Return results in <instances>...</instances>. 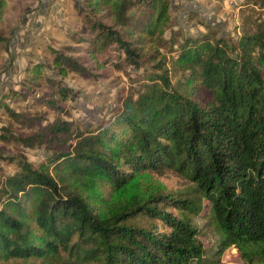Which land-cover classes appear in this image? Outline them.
Instances as JSON below:
<instances>
[{
  "label": "trees",
  "instance_id": "trees-1",
  "mask_svg": "<svg viewBox=\"0 0 264 264\" xmlns=\"http://www.w3.org/2000/svg\"><path fill=\"white\" fill-rule=\"evenodd\" d=\"M81 2L89 8L75 1L87 31L70 35V49L81 52L58 51L53 59L80 75H91L80 53L109 46L105 64L141 67L129 32L153 34L150 26L169 18L170 0ZM110 7L114 25L100 12ZM239 7L235 40L209 26L195 36L174 29L163 41L175 55L172 65L157 61L160 73H143L124 107L95 128L74 131L60 118L38 125L47 121L45 111L0 103L9 118L0 142L49 153V169L20 160L19 170L0 182V261L208 264L211 252L193 223L208 216L219 233L218 252L235 247L248 261L264 262V0ZM45 82L33 107L62 110L59 97L75 96L53 77ZM146 171L175 172L189 183L187 192L154 191L101 217L68 182L96 176L118 190Z\"/></svg>",
  "mask_w": 264,
  "mask_h": 264
},
{
  "label": "rangeland",
  "instance_id": "rangeland-1",
  "mask_svg": "<svg viewBox=\"0 0 264 264\" xmlns=\"http://www.w3.org/2000/svg\"><path fill=\"white\" fill-rule=\"evenodd\" d=\"M75 1L0 0V35L6 39L0 44V103L5 102L18 111L34 108L45 111L47 121L38 125L60 118L69 121L74 131L77 127L95 128L110 120L124 107L127 97L134 95L143 73L148 70L160 73L161 70L155 68L157 61L165 59L166 67L172 65L175 55L168 50L169 44L163 41L171 38L174 29L195 36L204 33L206 26H209L217 31L218 36L235 40L240 31L239 4L243 0H170L167 12L169 18L166 22H154L150 26L153 34L145 30L129 32L133 46L142 58L141 67L127 66L123 70H116L105 64L102 58L113 47L109 46L96 52L80 53L91 75L67 71L56 66L53 60L58 51L67 55L81 52L80 49L75 52L70 49L75 46L70 35L76 36L81 31H87ZM78 1L80 5L84 4L85 9H89L88 4ZM101 11L108 13V16H103L104 22L114 25V7ZM46 76L61 81L75 92L73 98L59 97L57 105L62 110L33 107L34 97L45 90ZM8 122L9 118L0 106V127ZM48 155L43 146L30 148L16 140L0 142V182L19 170L20 160L25 159L35 167L49 169ZM68 182L70 188L78 190L87 198L101 217L134 200L144 199L154 191L180 193V197H183L185 194L181 193H186L189 186L184 178L172 171L162 175L146 171L118 190H113L108 181L96 176L70 179ZM171 211L177 213L174 209ZM158 223L162 229L161 223ZM193 223L200 230L199 239L211 252L208 264H264L256 259L248 261L235 247L218 252L219 233L208 216L195 217ZM0 264L42 263L31 258L0 261Z\"/></svg>",
  "mask_w": 264,
  "mask_h": 264
}]
</instances>
